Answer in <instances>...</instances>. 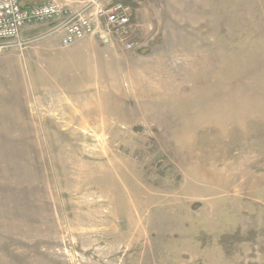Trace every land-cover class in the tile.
<instances>
[{
  "label": "rangeland",
  "instance_id": "374dc122",
  "mask_svg": "<svg viewBox=\"0 0 264 264\" xmlns=\"http://www.w3.org/2000/svg\"><path fill=\"white\" fill-rule=\"evenodd\" d=\"M108 1L0 52V264H264V0Z\"/></svg>",
  "mask_w": 264,
  "mask_h": 264
},
{
  "label": "built area",
  "instance_id": "2783aa9c",
  "mask_svg": "<svg viewBox=\"0 0 264 264\" xmlns=\"http://www.w3.org/2000/svg\"><path fill=\"white\" fill-rule=\"evenodd\" d=\"M82 1L83 5L71 11L64 4L52 0L23 6L22 0H0V52L21 46L24 42L20 33L25 25L47 23L64 16V19L51 29L58 33L63 46H70L78 39L96 33L111 32L125 34L130 22L131 11L120 1L108 0H62ZM127 44L126 47H131Z\"/></svg>",
  "mask_w": 264,
  "mask_h": 264
},
{
  "label": "crops",
  "instance_id": "0c3cea01",
  "mask_svg": "<svg viewBox=\"0 0 264 264\" xmlns=\"http://www.w3.org/2000/svg\"><path fill=\"white\" fill-rule=\"evenodd\" d=\"M41 2H45L47 0H40ZM49 1V0H48ZM54 2H58L60 4H64L65 6H67L68 9H70L71 11L73 10H77L79 9L82 5L83 2L82 1H69V2H63L62 0H52ZM39 2V3H41ZM34 3V0H22V5L23 6H29L30 4ZM64 19V16H59L56 17L54 19H52V21H49L50 23L52 22V28L56 25H58L62 20ZM47 22V23H49ZM39 26H43V25H39L38 23H33V24H29V25H25L20 33V38L23 39L25 36L24 34H28V32H30L32 29L38 28ZM92 38H94V35H90ZM23 37V38H22ZM53 47H62L61 42H60V36H58V38L55 40L54 45H52Z\"/></svg>",
  "mask_w": 264,
  "mask_h": 264
},
{
  "label": "water",
  "instance_id": "95a60500",
  "mask_svg": "<svg viewBox=\"0 0 264 264\" xmlns=\"http://www.w3.org/2000/svg\"><path fill=\"white\" fill-rule=\"evenodd\" d=\"M94 37L102 39L104 42H108L109 41V39H108V37H107V35L105 33H96V34H94Z\"/></svg>",
  "mask_w": 264,
  "mask_h": 264
},
{
  "label": "trees",
  "instance_id": "16d2710c",
  "mask_svg": "<svg viewBox=\"0 0 264 264\" xmlns=\"http://www.w3.org/2000/svg\"><path fill=\"white\" fill-rule=\"evenodd\" d=\"M39 2H41L40 0H34V3H39Z\"/></svg>",
  "mask_w": 264,
  "mask_h": 264
}]
</instances>
